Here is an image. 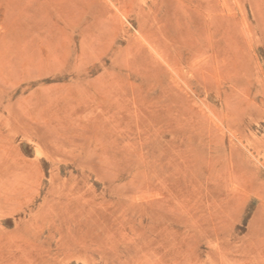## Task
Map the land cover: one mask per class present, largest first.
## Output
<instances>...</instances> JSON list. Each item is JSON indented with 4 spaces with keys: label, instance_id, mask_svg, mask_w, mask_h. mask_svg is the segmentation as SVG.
Wrapping results in <instances>:
<instances>
[{
    "label": "rangeland",
    "instance_id": "1",
    "mask_svg": "<svg viewBox=\"0 0 264 264\" xmlns=\"http://www.w3.org/2000/svg\"><path fill=\"white\" fill-rule=\"evenodd\" d=\"M0 264H264V0H0Z\"/></svg>",
    "mask_w": 264,
    "mask_h": 264
}]
</instances>
